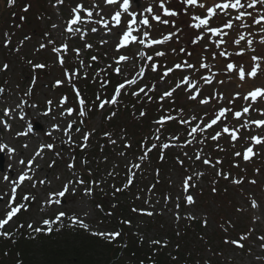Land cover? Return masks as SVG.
Listing matches in <instances>:
<instances>
[{
	"label": "snow or ice",
	"instance_id": "obj_1",
	"mask_svg": "<svg viewBox=\"0 0 264 264\" xmlns=\"http://www.w3.org/2000/svg\"><path fill=\"white\" fill-rule=\"evenodd\" d=\"M170 0H160L157 5L159 9L155 12L152 6L144 8L143 12L137 13L130 11L131 0H103L104 6H117V10L108 14L110 19L105 18V13L100 4L94 2L90 6H85L83 0L73 4L69 9V15L66 20H63L64 27L61 35H65V40L57 44L56 40L52 38L51 32H44L43 42H41L36 48V52L49 49L54 54V64H58L62 70V77L55 81L53 87L63 86L66 82L71 86L75 96V104L68 106V97H62L58 103L53 106V101L48 100L46 109L42 113H38V116L49 117L51 115V123H41L39 120L34 124L31 119H26L27 112L25 107H30L35 110L38 105L34 102H29L23 97L18 102L13 104H0V135L4 133L11 134L13 132L12 123L18 116L20 121L24 122L21 130H17L14 133V139L20 137H26L21 147L25 150L31 147L29 140L32 137H36L39 140L37 147L33 148L27 157L20 155L17 149L10 146L7 142L0 139V165L3 163V156L7 155L9 161H14L20 165V170L17 176L11 175L13 170V163H8L7 171L0 167V176L3 177V181L9 185L10 191L0 194V204H3L4 215L0 217V237L5 240L12 239L13 233L6 231V226L16 223L19 215L23 212H29L32 205L37 201V196L31 192H23V186L26 182L30 183L32 188L38 186L46 189L45 194L39 202V212L48 213L51 211V215L47 218H42L38 226H34L32 223L27 224L29 230L26 239H36L40 234L45 236L51 235L53 232H61L65 227L69 229L79 228L87 232L91 237L98 238L107 245H112L118 241V238L122 237L123 231L119 227L113 229H100L99 226L94 229L89 223L85 222V219L79 215L73 213L69 215L66 211L60 209L65 207V200L67 197H74L78 193H82L83 198H94L96 189H99L104 195H108L105 191L104 185L112 181L111 195L115 200L117 194H125L131 191L135 187V180L137 177H143L146 163L151 162V153L154 151L158 155L159 162L166 160L167 150L173 148L188 149L194 147L196 144L201 145L199 149L194 152L183 151V158L177 155L175 163L184 169L186 173L189 172L188 168H184L185 158L191 162V168L193 169L190 174H186L181 177L180 180V193L177 194L175 200H172L171 195H165L163 197L164 208L157 211L156 205L160 203L157 199L155 204L152 202L151 195L148 198L142 197L139 193L135 194L136 200H142L147 207H131V213L142 217H154L164 215L165 211H171L174 217V223L177 226L176 236L180 237L181 232L179 230L181 220L189 222L188 226H191V222H199L200 226L204 229L209 227V216L207 211L196 212L194 206L197 204L195 194L191 191L197 187V183L201 182V178L204 177L207 168L214 170V178L211 182L210 192L215 195L218 192L217 185L220 181H227L228 184L235 186L239 189L240 195L245 203H250L252 209L260 210L261 204L255 198L254 193L248 192L245 196L246 189L243 187L245 184L251 186H258V180L255 178L248 179L247 177L235 175L233 176L231 171H225L222 167L223 161L217 157L213 160L212 156L204 151V146H207V142L211 139L216 143V149L220 152H224L219 141L225 135L229 138V142L233 149L236 148V144L241 139L245 140V144L242 146V151H233L232 156L234 163L232 168H240L239 161L242 159L245 163H251L254 158L261 155L257 151V146L264 147V135L259 132L255 135L248 137L242 136V131H250L253 126L256 129H264V118L256 119L252 117V112L255 111L260 117H264V107L257 108L256 105L264 104V86L254 87L250 91L241 94L235 92L231 98L227 100L225 104V97L219 90L211 93L209 96L202 95V88L199 86L202 81L205 85H212L215 83L223 84L225 81H215L217 75L228 76L229 74H235L236 78L243 84L246 80H255L258 78L261 72H264V54H256L255 44L264 45V0H215L211 6L200 2V0H175V7H168ZM16 0H7V6L13 7ZM50 6L54 8L57 14L60 13L61 8L65 4V0H49ZM31 4L23 6L22 11L24 13L29 12ZM189 9H199V12H189ZM147 13V15H145ZM233 13H235L233 15ZM123 14H127L130 17L126 27L117 35L116 41H114V50L117 53L113 57V63L106 64L103 67L95 71L94 75L89 76L85 69L93 67L91 63H86L82 58L83 51L91 50L94 45L88 43L86 37L89 33H98L101 29L104 30V35H111L114 28L119 27L122 24ZM187 16L188 20L184 22L183 26H177L176 18ZM21 20L26 17H20ZM38 20H43L42 15L37 16ZM51 19V17H48ZM222 20V23H215L214 21ZM157 25L170 26L172 31L164 34L162 38H152L151 29L152 23ZM92 25V27H88ZM141 25L143 28L136 26ZM249 29L257 28L256 32H240L238 36L232 38L231 42L225 39L230 32L235 28ZM14 27H21L17 24ZM59 24L53 23L51 28L53 30L59 29ZM185 29L192 30L189 35V42L194 45H199L207 38V43L202 47V52L205 54L201 57L199 65L189 62V60H183L168 66L160 64L156 58L165 57L168 55L162 48H156L154 55H149L146 50L152 49L154 46H161L166 43L176 42L179 43L182 34ZM135 33V34H134ZM12 35L14 33H3V47L9 49L12 52L19 53L24 46V42L30 37L25 36L20 40L19 44L15 47H11ZM79 36L82 41L81 47H73L69 41L73 40V37ZM259 36L257 40L256 37ZM109 41L101 39V46L108 44ZM234 45L236 50L229 52L227 46L229 44ZM208 44H214L215 50H210ZM135 47L133 55H126L125 52ZM173 54L177 52L184 53L185 55H191L187 53L184 48H173ZM248 52L253 53L250 56L251 65L249 69L244 67L242 59L235 61L231 60V57L243 58ZM211 54V58L215 61L218 58H222L224 62L223 73L213 71L214 65H209L207 61V54ZM74 54V56H73ZM105 55H107L105 53ZM73 56V59L77 61L75 67H68L67 58ZM91 61L99 62V57L96 55L91 56ZM137 60L145 61L137 66ZM131 62L133 72L130 75H126L123 71L122 65ZM31 66L32 70H44L49 67L46 62H35L32 59L26 61ZM115 65V66H114ZM10 65L4 62L0 66V72L9 70ZM109 69L112 73L118 76H122L123 79L114 87L111 94L102 95L100 91L95 94L94 100L89 102L84 98L82 92L74 81L89 80L99 83V89L104 93H107L110 80H99L98 78L103 73L108 75ZM151 71L157 74L156 82H153L151 86L148 84L140 85L141 80L145 78L146 72ZM177 70L186 72V74L174 84H170L167 88L159 90L158 99L153 93L158 91L157 83L167 84L168 78L171 74H174ZM192 72H201V75L197 81L191 79ZM207 73V74H204ZM38 76H33L31 80V86L24 92V96L31 97L33 89L37 83ZM7 83V81H5ZM17 87H19L17 85ZM4 87H0V98L6 93ZM182 91L185 93L186 101L195 102L197 105L207 108L212 101H216L219 107H214L212 112L205 111L203 115H199L197 111H192L190 114L186 112L183 107H168L165 108V103L170 102L171 105L176 104V93ZM122 95H130L135 98L137 103L144 105L145 103L159 104V115L151 120L153 125L152 130L142 137L139 141H135L132 134L129 133L126 126L121 127L118 133H113L109 130H104L98 137L97 147H99L101 156L95 158V164L97 170L101 163L107 164L109 162V156L104 155L105 150L111 146L112 152L116 157L124 162V181L117 186L115 183L116 178L119 176V163H113L111 168L106 170L103 176L97 178L93 171L92 159L88 158L87 150L92 146V137L97 135V128L99 123L91 128L87 126V119L89 114L93 111L99 114V121H112L119 114L121 106ZM243 100L246 103L240 109H234L229 107L237 100ZM125 107H127L125 105ZM58 109V111H56ZM132 118L134 121L143 122V119L147 117V111L145 108H136V103L132 104ZM55 113V114H53ZM59 116L60 119H57ZM71 117V119H68ZM231 118L238 122L236 125L229 126L227 121ZM170 123H175L181 126V130L184 132V136L176 133L165 136L167 127ZM218 129V130H216ZM209 130H213L211 133ZM61 133L60 137H54L53 133ZM41 134L44 137L51 138V142L41 139ZM74 136L76 138H74ZM57 139L61 145H67L69 151L67 152V162L65 168L69 173L66 178L61 180L60 174L55 176L56 180H60L61 184L59 188H52V181L48 179L47 174L43 178H37V172L40 169V160L44 159L45 152H52L56 159L61 161L65 160V152L61 147L57 150ZM103 139L104 143H99V140ZM182 141V142H181ZM80 149L81 157L78 159L75 151ZM135 148V151L133 149ZM56 159H53L48 163V168H53L56 165ZM200 165L205 166L204 170H199ZM155 173L154 182L147 188L140 189L141 192H147L155 195L154 189L156 185L160 183V169H153ZM246 172L247 169H241ZM31 173V174H30ZM84 173L87 174V179L84 178ZM256 176L264 175V172L260 168L254 170ZM224 191H228V187L225 186ZM260 191L264 192V186L260 187ZM7 200L5 201V198ZM19 197V198H18ZM169 203L173 204V209L169 210ZM118 203H111L110 208L115 210L118 208ZM96 209L103 211L101 204L95 205ZM182 207H187L189 210L182 215ZM237 213H244L246 209L243 205L236 207ZM89 213L84 212V216L87 217ZM106 216L112 217L115 215L114 211H108ZM65 220L68 221L65 224ZM257 222H264V211H260L259 215H255L252 218V224ZM143 222L141 221V224ZM55 225V227H53ZM119 225H124L132 228L133 221L130 218H120ZM140 224L135 225L137 229L140 228ZM24 224H18L17 229L24 228ZM223 232L222 244L227 246L230 250L238 249L241 253L246 249V242L256 232L255 227H249L245 232L233 237L230 229L235 228V223L231 218L221 223L219 226ZM138 237V243L143 246L145 243V236L136 231L133 233ZM201 241L206 242L205 236L199 237ZM255 240L259 241L258 249L261 253H264V233L255 236ZM148 244L151 252L144 259L139 261V264H157L156 256L161 250L168 248L167 243L162 238H149ZM127 247V245H122ZM175 249L178 252L180 244L175 245ZM209 252H213L211 248ZM247 253L252 255V247L247 246ZM8 255L7 252L4 253ZM134 255V254H133ZM213 255L223 256L224 252H213ZM19 257V253L17 254ZM172 261L179 259L176 255H171ZM16 264H24L23 259H17ZM199 264V261L197 262ZM204 264H210L208 260L204 261ZM249 264H253L249 261ZM255 264H264V254L255 256Z\"/></svg>",
	"mask_w": 264,
	"mask_h": 264
},
{
	"label": "rangeland",
	"instance_id": "obj_2",
	"mask_svg": "<svg viewBox=\"0 0 264 264\" xmlns=\"http://www.w3.org/2000/svg\"><path fill=\"white\" fill-rule=\"evenodd\" d=\"M54 2V0H53ZM80 2V0H65L64 6L61 8V11L59 14H57L56 10L50 6L49 0H43L42 8L40 9V15L44 17L43 20H38L36 16H34V9L31 7L29 12L24 13L22 9H17L15 11H10V14L8 17H2L0 18V66L3 65L4 62H7L10 67L9 70L0 72V87H4L7 91L3 98H0V104H15L19 101L21 97H23L25 100H29V102H34L38 105V107L33 110L30 107H25V111L27 112L26 119H31L33 123L35 124L37 120H39L41 123H44V126H47V123H51V115L49 117L44 116H38V113H42L47 106V101L52 100L53 106L55 108V105L58 103V101L64 97H68V106H72L75 104V96L72 91L71 86L66 82L63 86L60 87H53L55 84V81L57 79H60L62 77V70L59 67L58 64H54V54L50 52L49 49L41 50L39 52H36V48H38L39 44L43 42V34L44 32L48 31L51 32L52 38L56 40L57 44L63 42L65 40V35H61L62 29L64 27L63 20H66L69 15V9L70 7ZM85 6H90L94 0H83ZM200 2L205 3L208 6H211L213 3H215V0H200ZM95 3H98L103 8V11L105 13V18L110 19V16L108 14L113 13L117 10V6H104L103 0H95ZM160 3V0H138L135 2V0H131V7L130 11L135 12L138 14L140 12H143L144 8L148 6H152L155 12H158L159 9L157 8V5ZM169 4L172 5V7L177 6L176 2H172L170 0ZM39 10V11H40ZM199 12V9H189V12ZM235 13H233L234 15ZM147 15V13H145ZM20 17H26V19L29 21L26 22L25 20H21ZM48 17H51V19H48ZM176 18H168L165 17V19H175L177 26H183L184 22L188 20L187 16L179 17L180 20L177 22ZM130 17L127 16V14H123L122 17V24L114 28L112 30L111 35H104V30L101 29L98 33H89V35L86 37L88 43H91L94 45V48L91 50L83 51L82 58L86 63H91L93 65L90 69H85L83 71H87L89 76L91 77L94 75L95 71L99 68L103 67L106 64L113 63V57L117 55V53L114 50V41L117 39V35L126 27ZM22 21L24 22L22 25ZM222 20L214 21L215 23H222ZM21 25V27H14L15 25ZM53 23L59 24L61 27L59 29L53 30L51 28V25ZM141 28L143 26L136 25ZM89 28L92 27V25L88 26ZM174 29H171L170 26L165 25H157L156 23H152V29H151V37L152 38H162L164 34H167L169 31H172ZM192 30L185 29L184 34H182L180 42H170L166 43L161 46L153 47V52H155L156 48H162L164 51L168 53L167 56L162 58L160 60V64H165L168 66H172L175 63L182 62L183 60H189V62L199 65V62L201 60V57L205 54L202 52V47L204 44L207 43V39L205 41H202L199 45H194L189 42V33ZM256 32L257 28H249V29H240L238 26L235 27L229 34L228 37H225V39L229 40L231 42L232 38H235L238 36V33L240 32ZM4 32H10L14 33L12 35V42L11 47L15 48L20 40H22L25 36L30 37V39L26 40L24 42V46L21 48L19 53H15L10 51L7 48L3 47V33ZM135 34V33H134ZM106 39L109 41L108 44H105L101 46L100 40ZM256 39H259V36L256 37ZM71 46L73 47H81L82 41H80L79 36L73 37V40L69 41ZM208 47L210 50H215L214 44H208ZM254 47L256 48V54H264V45L255 44ZM180 49L184 48L187 53H191V55H185L184 53L177 52L176 54L172 53V49ZM227 50L229 52H233L236 50L234 45L229 44L227 46ZM135 52V47L129 48L125 54L126 55H133ZM105 53L107 55H105ZM253 53L248 52L247 55H245L243 58H237L235 56L231 57L232 61H235L237 59H242V62L244 64V67L246 69H249L251 65L250 56ZM96 55L99 57V62H93L91 61V56ZM74 56V54H73ZM73 56H69L67 58L68 67H75L77 64V61L73 59ZM28 59H32L35 62H46L49 67L44 70H36L35 72L32 70L31 66L26 63ZM209 65H214L213 71L218 73H223L225 71L224 69V62L222 58H218L215 61L212 60L211 54H207V61ZM137 66L141 63V61L137 60ZM115 66V65H114ZM123 71L126 75H130L133 72L131 62L128 64L122 65ZM186 72L181 71V76L185 75ZM207 74V73H204ZM38 76L37 83L33 89V94L31 97L24 96V92L31 86V80L33 76ZM201 75V72H192L191 78L196 77L199 79ZM113 78V73L111 69H109V73L107 76H105L103 73L98 78L99 80L108 79L111 81V83L108 85L110 88L107 90V93H104L102 90L99 89V83L93 82L91 79L89 80H79L74 81V83L77 84L80 90L84 91V97L89 101V104L92 100L95 98V94L100 91L102 95H108L111 94V88L117 82L121 81L123 79L122 76H118V78ZM149 78L150 81L157 80V74H151L148 73L146 78L139 82L138 86L143 84H148L147 79ZM224 80L225 82L223 84L220 83H213L212 85H203V82H200V87L202 88V95L203 96H209L211 93H214L215 91L219 90L224 94L225 101L224 103H227V100L231 98L232 94L235 92H240L241 94H244L254 87L258 86H264V72H261L257 79L255 80H246L243 84H241L238 79L236 78L235 74H229L227 77L224 75H217L215 77V81ZM180 78L174 79L171 81V83L167 84H159L157 83V89L158 91L156 93H153V95L159 96V90L162 88H167L170 84H174L176 81H179ZM7 81V83H5ZM17 85L19 87H17ZM136 86V87H138ZM83 94V93H82ZM176 104L177 107H183L187 113H191L192 111L199 112V115H203L205 111H208L209 113L212 112L214 107H219L216 103V101H212V104L207 106V108L201 107L197 105L196 103H191L189 101H186L185 99V93L182 91H178L176 93ZM182 103L188 104L187 106H183ZM246 102L241 100L235 101L232 105H229V107H232L234 109L240 110ZM263 105V104H262ZM262 105H256L257 108H262ZM155 107V111L159 114L158 108L159 104L156 103H148L145 107L147 111V116H150L149 125L146 129L141 127V130L143 132H150L153 128V125L151 124V120L155 117V112L152 111V107ZM58 111V109L56 110ZM55 114V113H53ZM92 118L87 122V126L89 128L97 125L99 123V127L97 128V132L102 134L104 130L112 131L113 133H118L120 128H109L111 124H108L106 121H99V114L95 111L92 113ZM252 117L256 119H261L264 117H260L257 112H252ZM57 119H60L59 116H57ZM68 119H71L69 117ZM132 119V118H131ZM12 123L13 126V132L11 134L4 133L0 135V139L7 142L10 146H13L17 149V152L20 155H23L24 157H27L29 153L32 151L33 148L37 147L39 140L36 137H32L29 140V143L31 147L27 150L21 147L22 143L28 139L26 137H20L17 139H14V133L17 130H21L22 126H24V122L20 121L18 116L14 118L13 120L9 121ZM138 121L131 122V125L133 127L136 126L138 128ZM139 123V122H138ZM142 123V122H140ZM229 126L238 124L237 121L232 120L229 118L227 121ZM119 130H118V129ZM218 130V129H216ZM261 133V135H264V129H256L255 126L252 127L250 131H242L243 137H248L250 135H255L257 133ZM179 134L182 136L184 132L179 129ZM61 133L54 132L53 136L59 138ZM140 135V133H139ZM74 138H76L74 136ZM41 139L51 142V138L44 137L43 134H41ZM222 140L219 143L224 144L225 151H215L216 158L219 157L223 161V166L226 167L228 171H231L232 175H240L247 177L248 179L255 178L258 180V186H251L245 184L243 187L246 189V192L244 195L246 196L248 192H252L255 195V198L258 200V202L261 204V209L255 210L252 209L250 206V203H245L240 195V191L235 186H232L228 184L227 181H220V183L217 185L218 192L213 195L210 192V186L211 182L214 178V170L211 168H207L204 177L201 178V182L197 183V187L192 189L191 191L195 194L197 199V204L194 206V211L196 212H202L207 211L209 216V227L207 229H204L200 226L199 222H191V226L194 227V224H199L200 230L198 232H195L194 229L193 233L189 234L188 238L187 236L184 238L186 244L189 243L190 245L187 246V252L194 258L192 264H197L199 261V264H204L205 260H208L210 264H249V261H252L253 264H255V256L261 255L264 253H261L258 247L259 241L255 240V236L260 235L261 233H264V222H257V224H252V218L255 215H259L260 211H264V192L260 191V187L264 186V175L262 176H256L254 174V170L256 168H260L262 172H264V155L261 153L260 147L256 150H260L261 155L254 158V161L251 163H245L241 159L239 161L240 168H232L231 165L234 163V158L232 156L233 151H242L243 145L245 144V140L241 139L237 142L236 148L233 149L229 138L225 135L221 138ZM199 144H196L194 147H190L188 149H179V148H173L169 150L171 155H174L176 158L177 155H180L181 158H183V151H189L194 152L198 148ZM64 149L65 152V160L61 161L59 159H56L54 156V153L52 152H45L44 159L40 160V169L37 172V178H43L46 174L49 180L52 181V188L56 189L60 187L61 181L56 180L55 176L57 174H60L61 180L67 177L69 174L65 168V163L67 162V152L69 151L67 145H61L59 143V140L57 139V150L60 148ZM212 149V148H211ZM207 153V152H206ZM101 152H94L92 157H89V159H92L94 161L92 167L93 171L95 172L97 178L100 176H103L106 172V170L110 169L113 163H119L120 167L118 169L119 176L116 178L115 183L117 186H120V184L124 181V162L120 160L118 157L114 155L112 152L111 146H109L106 150L104 155L109 156V162L107 164L101 163L99 165V168L97 170L95 159L98 156H101ZM94 157V158H93ZM3 163L2 168L7 171V165L8 163H13V177L17 176L20 170V165L16 164L14 161H9L7 155L3 156ZM53 159H56V165L53 168H48V163L51 162ZM261 159V162H260ZM197 165H199V170H204L205 166L200 165L199 162H196ZM191 162L188 161L185 158V165L184 168H188L189 172L186 173L183 168H181L176 163H172L171 166H168L167 170L164 171V174L160 175V183L156 185V188L154 189L155 195H152L147 192H141L140 189H144L149 187L154 182V177L152 176V171L157 167L156 163H146L145 165V171L143 173V177H137L135 180V187L131 189L130 192L123 194L122 199L114 200L111 195V183L112 181L109 180L107 184L104 185L105 191H107L108 195H104L99 189H96L95 191V204L90 201V198H83L82 199V193H78L74 197H67L65 200V207L60 209L62 211H66L69 215H72L75 213L76 215L81 216L85 219V222L89 223L94 229L99 226L100 229H109L111 228V225L107 221L108 216L105 215L108 211H114L115 214H119V209L112 210L110 208L111 203H118L119 206H121L122 202L123 204L127 205L128 208H131L132 206L137 207H147V205L143 204L142 200H136L135 194L139 193L142 197L148 198L151 195L152 202L155 204V201L157 199L160 200V203L156 205L157 211L164 208L163 204V197L165 195H171L172 200L174 201L177 194L180 193V180L181 177L190 174ZM235 169L236 171H234ZM241 169H247L246 172L241 171ZM31 174V173H30ZM225 186L228 187V191L225 192L224 188ZM10 191L9 185L3 181V177L0 176V194H3L4 192ZM23 191L25 193L31 192L37 196V201L32 205V208L29 212H23L19 215L18 219H16V223L12 224L10 222L9 226H6V231L14 233L17 232V225L18 224H24L25 227L19 229L18 232L28 233L29 230L27 228V224L32 223L34 226H38L42 218H47L48 215H51V211L49 210L48 213H41L39 212V202L40 199L43 197V195L46 192V189L43 187L38 186L37 188H32L30 183L26 182L23 186L22 190H18V192ZM19 198V197H18ZM99 199V200H98ZM7 200V197L5 198V201ZM101 202V203H100ZM94 204V205H93ZM101 204L103 207V215L100 214L97 210H95V205ZM243 205V207L246 209L244 213H237L235 211L236 207H239ZM124 206V205H123ZM168 209H173V204L169 203ZM189 209L187 207H182V215L186 213ZM4 207L3 204H0V217H3L4 215ZM87 211L89 215L87 217L84 216V212ZM131 210H129L130 212ZM111 218V217H110ZM231 218L233 222L235 223V228L230 229L233 237L238 236L239 234L246 231L249 227H255L256 232L253 234L252 237H250L249 241L246 242V249L243 253L240 252V250H230L227 246L222 244V236L223 232L218 227L221 223ZM130 219L133 221V227H128V232H130L127 236H129L133 241L138 239L136 235L133 233L136 231L141 232L145 236V247L149 246L148 239L149 238H162L166 241V238H171L172 241L176 239V231L177 226L174 223V217L171 214V211H165L164 215L160 216H154V217H142L137 216L136 214H133L130 212ZM141 221L143 222L141 224ZM68 221L65 220V224H67ZM194 223V224H192ZM140 224V228L137 229L135 225ZM189 222L185 220H181L179 230L182 226H186L188 229L190 227L188 226ZM55 227V225L53 226ZM191 227V228H192ZM67 227H65L62 231L66 230ZM59 232L61 234L58 235L57 241L54 243L56 244H62L67 243L71 245H77L80 244L82 241L79 238H75V231H64ZM203 235L206 238L205 241H201L199 237ZM90 237V236H87ZM183 238V236H182ZM169 245L171 242H167ZM36 247L37 249L42 250L41 248H44L43 246H40L39 243H37ZM173 244V243H172ZM171 244V245H172ZM184 247V245H182ZM247 246L252 247V255L249 256L247 253ZM211 248L213 252H219L223 251L224 255H213V252H209L208 249ZM98 252H100L98 250ZM102 256H105V253H100ZM123 259V257H122ZM191 259V257H190Z\"/></svg>",
	"mask_w": 264,
	"mask_h": 264
},
{
	"label": "trees",
	"instance_id": "obj_3",
	"mask_svg": "<svg viewBox=\"0 0 264 264\" xmlns=\"http://www.w3.org/2000/svg\"><path fill=\"white\" fill-rule=\"evenodd\" d=\"M118 123L114 121L113 124ZM169 131H174L177 128L175 123H170L167 127ZM136 134V133H135ZM142 137L145 135L141 134ZM139 141L142 137L136 135ZM154 163L158 164L157 167L160 168L161 172L166 169L168 163H173L172 158L166 155V160L164 162H158L157 155L152 156ZM123 194L117 196V199H121ZM126 207V209H125ZM119 214L115 219V226L124 230L126 226L119 225L120 218H129V208L127 205L119 207ZM112 224V223H111ZM195 226L188 229L184 226L182 230V236L176 238L175 244L172 245L170 249H163L158 252L156 256L157 264H192L193 257L187 254V246L184 238L189 236V234L200 230L199 224H194ZM75 238L81 239V243L77 245H71L67 243L54 244L57 239H59L54 234L44 237L39 236L37 240H28L25 235L19 233L18 237H15V243L12 240H2L0 241V264H16L17 259H23L24 264H139L141 259H144L151 252L150 247H145V245L140 246L136 242L130 243L128 245V238H124V234L120 239L112 245H107L97 238L87 237L85 234L76 232ZM127 241V247L121 249V243ZM39 243L42 250L37 249ZM179 243L180 249L177 252L175 245ZM184 245V247L182 246ZM98 250L100 252H98ZM7 252L8 255L4 253ZM105 253L102 256L100 253ZM19 253V257L17 254ZM134 254V255H133ZM171 255H176L179 257L177 261L171 260ZM123 257V259H122ZM191 257V259H190ZM147 264V262H146Z\"/></svg>",
	"mask_w": 264,
	"mask_h": 264
},
{
	"label": "bare ground",
	"instance_id": "obj_4",
	"mask_svg": "<svg viewBox=\"0 0 264 264\" xmlns=\"http://www.w3.org/2000/svg\"><path fill=\"white\" fill-rule=\"evenodd\" d=\"M11 175L13 176V171H12Z\"/></svg>",
	"mask_w": 264,
	"mask_h": 264
}]
</instances>
